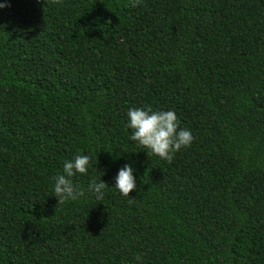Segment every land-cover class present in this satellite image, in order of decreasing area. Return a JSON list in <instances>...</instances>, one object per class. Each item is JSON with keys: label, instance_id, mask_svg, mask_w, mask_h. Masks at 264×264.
<instances>
[{"label": "trees", "instance_id": "1", "mask_svg": "<svg viewBox=\"0 0 264 264\" xmlns=\"http://www.w3.org/2000/svg\"><path fill=\"white\" fill-rule=\"evenodd\" d=\"M172 109L170 161L125 127ZM88 154L102 201L57 204ZM129 162V196L113 177ZM131 201V203H129ZM264 264V0H6L0 8V264Z\"/></svg>", "mask_w": 264, "mask_h": 264}, {"label": "clouds", "instance_id": "2", "mask_svg": "<svg viewBox=\"0 0 264 264\" xmlns=\"http://www.w3.org/2000/svg\"><path fill=\"white\" fill-rule=\"evenodd\" d=\"M140 0H128V6L135 8ZM6 6V0H0V8ZM125 127L131 129L130 139L134 140L146 153L170 161L173 155L191 144L193 136L188 128L181 127L178 117L172 109H154L151 105L143 107L130 106L126 111ZM90 157L88 154L76 153L62 162V169L52 178L51 196L56 197L57 204L76 201L89 194L95 200L102 201L107 183L100 179H90L86 188L74 183L76 174L88 171ZM134 168L129 162L123 163L114 175L115 189L122 196H129L130 190L136 187ZM131 203V201H129ZM142 264L141 256H134Z\"/></svg>", "mask_w": 264, "mask_h": 264}]
</instances>
